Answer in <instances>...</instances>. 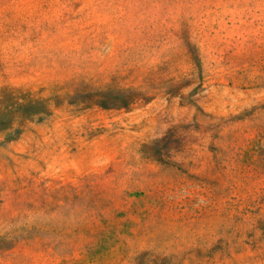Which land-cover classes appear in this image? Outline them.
<instances>
[{
  "label": "rangeland",
  "instance_id": "rangeland-1",
  "mask_svg": "<svg viewBox=\"0 0 264 264\" xmlns=\"http://www.w3.org/2000/svg\"><path fill=\"white\" fill-rule=\"evenodd\" d=\"M0 264H264V0H0Z\"/></svg>",
  "mask_w": 264,
  "mask_h": 264
}]
</instances>
